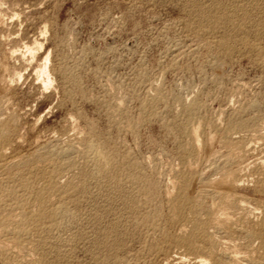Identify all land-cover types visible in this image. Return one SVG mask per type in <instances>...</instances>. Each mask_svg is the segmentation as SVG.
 <instances>
[{
  "label": "rangeland",
  "instance_id": "rangeland-1",
  "mask_svg": "<svg viewBox=\"0 0 264 264\" xmlns=\"http://www.w3.org/2000/svg\"><path fill=\"white\" fill-rule=\"evenodd\" d=\"M0 264H264V0H0Z\"/></svg>",
  "mask_w": 264,
  "mask_h": 264
},
{
  "label": "bare ground",
  "instance_id": "bare-ground-1",
  "mask_svg": "<svg viewBox=\"0 0 264 264\" xmlns=\"http://www.w3.org/2000/svg\"><path fill=\"white\" fill-rule=\"evenodd\" d=\"M47 61H49V60H48V57L45 58V61H44V63H43L44 65L42 66V69L40 70V71H41L40 74H42V77L45 76V80H44V81H45V82H44L45 86L51 83V78H50V75H49V70H47V68H48V67H47V63H48ZM43 75H44V76H43ZM196 133H197V132H194L193 135H194V136L197 135ZM196 141H197V139H196ZM195 146H196V145H195ZM97 152H98V151H97ZM261 226H262V225H261ZM203 262H204V261H203ZM201 263H202V262H201Z\"/></svg>",
  "mask_w": 264,
  "mask_h": 264
}]
</instances>
